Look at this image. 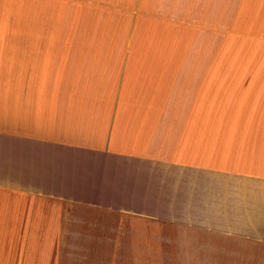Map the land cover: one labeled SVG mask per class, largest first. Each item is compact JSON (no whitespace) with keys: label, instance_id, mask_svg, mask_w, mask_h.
Instances as JSON below:
<instances>
[{"label":"crops","instance_id":"obj_1","mask_svg":"<svg viewBox=\"0 0 264 264\" xmlns=\"http://www.w3.org/2000/svg\"><path fill=\"white\" fill-rule=\"evenodd\" d=\"M69 206L264 249V0H0V264Z\"/></svg>","mask_w":264,"mask_h":264},{"label":"rangeland","instance_id":"obj_2","mask_svg":"<svg viewBox=\"0 0 264 264\" xmlns=\"http://www.w3.org/2000/svg\"><path fill=\"white\" fill-rule=\"evenodd\" d=\"M54 264H264V249H206L188 232L67 207Z\"/></svg>","mask_w":264,"mask_h":264},{"label":"bare ground","instance_id":"obj_3","mask_svg":"<svg viewBox=\"0 0 264 264\" xmlns=\"http://www.w3.org/2000/svg\"><path fill=\"white\" fill-rule=\"evenodd\" d=\"M178 8V7H177Z\"/></svg>","mask_w":264,"mask_h":264}]
</instances>
